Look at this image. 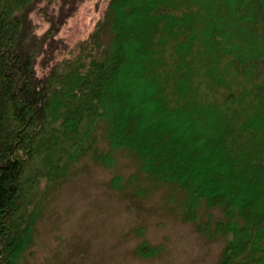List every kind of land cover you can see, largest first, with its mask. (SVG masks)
Instances as JSON below:
<instances>
[{"label":"trees","instance_id":"1","mask_svg":"<svg viewBox=\"0 0 264 264\" xmlns=\"http://www.w3.org/2000/svg\"><path fill=\"white\" fill-rule=\"evenodd\" d=\"M86 1L0 0V264L32 247L72 164L110 168L115 150L183 193L198 234L226 236L218 264H264V0H95L101 16L69 45L59 32Z\"/></svg>","mask_w":264,"mask_h":264},{"label":"rangeland","instance_id":"2","mask_svg":"<svg viewBox=\"0 0 264 264\" xmlns=\"http://www.w3.org/2000/svg\"><path fill=\"white\" fill-rule=\"evenodd\" d=\"M102 11L95 0H87L67 20L59 37L69 45L84 40ZM101 133L98 130L96 149L107 153L109 146ZM210 155L219 164L213 151ZM111 157L110 168L92 156L81 157L49 187L33 245L19 264H218L226 236L209 240L198 234L182 219L183 193L152 184L138 173V164L125 151L115 150ZM117 177L121 181L114 188ZM260 189L264 191L263 183ZM211 213L212 221L222 217L216 210ZM201 221L207 222L205 217ZM141 244L160 251L141 258L135 253Z\"/></svg>","mask_w":264,"mask_h":264}]
</instances>
